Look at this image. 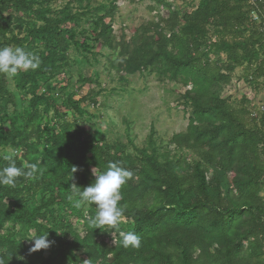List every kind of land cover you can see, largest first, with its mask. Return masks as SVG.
I'll use <instances>...</instances> for the list:
<instances>
[{"label": "trees", "instance_id": "obj_1", "mask_svg": "<svg viewBox=\"0 0 264 264\" xmlns=\"http://www.w3.org/2000/svg\"><path fill=\"white\" fill-rule=\"evenodd\" d=\"M50 1L0 0V48L22 47L41 61L37 70L20 71L15 77L16 89L30 97L23 115L7 114V105L14 103L0 73V147L13 149L17 167L38 165L34 178L19 177L15 187L0 186V260L264 264V111L251 112L243 99L233 108L220 96L236 69L243 70L241 78L248 86L264 83V0H197L182 15L156 0L167 17L153 29L140 27L128 41L113 37V0L75 12L68 4L54 11ZM74 1L80 6L84 2ZM90 14L95 17L91 28L77 32ZM91 42L118 50L116 68L124 74L150 72L185 89L187 127L169 144L191 151L196 162L159 154L152 130L146 147H133V154L126 153L124 145L81 140L79 131L72 133L74 124L60 118L54 97L38 90L40 82L60 74L71 46L88 54ZM84 101L67 98L62 105L77 113ZM6 122L9 133L3 129ZM4 157L0 155V168L8 165ZM110 162L133 173L120 190L121 219L126 223L94 230L89 218L95 215V205L74 207L69 186H88L94 180L88 169L103 172ZM73 166L78 171L70 178ZM36 195L37 204L29 206ZM71 218L83 222L82 236L74 231ZM33 229L38 235L47 232L53 242L47 250L30 253L32 241L27 239ZM128 231L139 235V248L122 246L121 233ZM104 234L114 236V245L98 241Z\"/></svg>", "mask_w": 264, "mask_h": 264}, {"label": "rangeland", "instance_id": "obj_2", "mask_svg": "<svg viewBox=\"0 0 264 264\" xmlns=\"http://www.w3.org/2000/svg\"><path fill=\"white\" fill-rule=\"evenodd\" d=\"M113 1L116 8L110 22L116 41H120L122 36L128 41L140 27L153 29L157 24L161 25V20L167 17L166 8L156 0ZM159 1L169 5L179 15L190 12L197 4V0ZM67 4L72 12L82 11L84 6L94 10L107 5L105 0H84L81 6L74 0H51L49 7L59 11ZM94 19L93 14L88 15L75 30H89ZM23 21L27 22L28 19L23 18ZM106 22L108 23L109 19ZM77 39L81 41V36ZM89 45L92 50L88 54L71 46L60 74L47 83L40 82L38 90V94L45 93L54 97L60 118L74 124L72 133L79 131L81 140L124 145L125 152L133 154V147H146V140L152 130L159 154L180 159L186 164L196 162L197 158L191 151L178 150L169 144L172 136L184 133L187 127L189 108L182 98L185 89L166 80L160 81L150 72L126 75L116 68L121 60L118 50L111 51L95 42ZM242 73V69L235 70L232 82L222 89L221 98L233 108L240 107L243 99L248 103L251 112L264 111V83L259 81L255 88L250 87L242 81ZM15 77L5 74L6 89L14 103V106L7 105L6 108L7 114L11 116L23 115L30 98L16 89ZM86 79H89L90 83H84ZM81 97H85V101L79 106L77 113L62 105L67 98L76 101ZM39 109L41 112V108ZM41 115L43 116V113ZM48 117H53L52 110ZM23 122L20 121L22 124ZM3 129L6 133L11 131L8 122L3 125ZM13 154L14 151L10 147H0V155ZM92 169L90 167L88 171L94 178ZM212 174V170L208 169L207 175ZM260 196L264 197V190ZM38 197L34 196L29 201V206L37 204ZM70 221L74 231L82 236L83 222L74 218ZM120 222L126 223L123 219ZM113 237L112 234H104L98 241L102 239L111 245L114 243ZM45 254L47 255L48 251H45Z\"/></svg>", "mask_w": 264, "mask_h": 264}, {"label": "clouds", "instance_id": "obj_3", "mask_svg": "<svg viewBox=\"0 0 264 264\" xmlns=\"http://www.w3.org/2000/svg\"><path fill=\"white\" fill-rule=\"evenodd\" d=\"M40 63L38 55L22 47L0 48V73L2 74L15 77L20 71L37 70ZM4 159L8 161V165L0 168V186L15 187L17 178H34L38 172V165L35 163H25L24 167H17L12 156H5ZM95 168L92 169L94 180L88 186L81 188L75 183L69 186L71 194L68 199L73 201L76 208H80L85 203L95 205V215L89 218V223L94 230L113 228L121 220L124 212L119 205L122 199L120 190L132 178L133 173L121 167L118 162H110L103 172H97ZM77 171L78 169L73 166L70 178L71 174ZM32 232V237L27 239L32 241L30 253L47 250L52 245L53 242L48 239L47 232L42 235L36 234L35 229ZM121 236L124 248L141 246V239L135 232H122ZM84 262L87 264V261ZM0 264H4L3 260H0Z\"/></svg>", "mask_w": 264, "mask_h": 264}, {"label": "built area", "instance_id": "obj_4", "mask_svg": "<svg viewBox=\"0 0 264 264\" xmlns=\"http://www.w3.org/2000/svg\"><path fill=\"white\" fill-rule=\"evenodd\" d=\"M111 245H114V243H113V244H111Z\"/></svg>", "mask_w": 264, "mask_h": 264}]
</instances>
